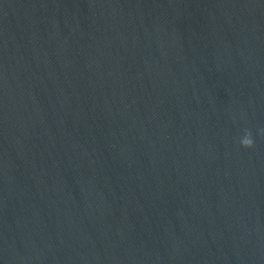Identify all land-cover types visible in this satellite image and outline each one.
Returning a JSON list of instances; mask_svg holds the SVG:
<instances>
[{"label": "water", "instance_id": "1", "mask_svg": "<svg viewBox=\"0 0 264 264\" xmlns=\"http://www.w3.org/2000/svg\"><path fill=\"white\" fill-rule=\"evenodd\" d=\"M0 264H264V0H0Z\"/></svg>", "mask_w": 264, "mask_h": 264}]
</instances>
